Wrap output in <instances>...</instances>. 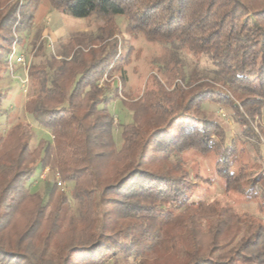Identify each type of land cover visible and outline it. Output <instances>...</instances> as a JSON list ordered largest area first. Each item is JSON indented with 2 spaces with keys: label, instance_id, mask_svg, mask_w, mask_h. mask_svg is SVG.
Here are the masks:
<instances>
[{
  "label": "trees",
  "instance_id": "obj_1",
  "mask_svg": "<svg viewBox=\"0 0 264 264\" xmlns=\"http://www.w3.org/2000/svg\"><path fill=\"white\" fill-rule=\"evenodd\" d=\"M21 1L0 0V68L21 42L13 27L30 28L42 2ZM45 1L74 17L98 14L103 24L70 33L26 69L33 91L24 111L52 138L31 148L21 122L0 133V264H106L109 257L112 264L131 257L136 264H264V223L228 201L191 199L211 180L183 163L188 151L212 153L214 133L224 135L202 107L217 103L238 132L223 164L216 160V175L226 193L264 208V88L253 85L264 79V0ZM118 15L133 35L169 45L164 66L174 63L180 76L172 86L155 77L136 99L122 98L132 119L119 147L110 83L100 81L113 73L127 79L131 59L119 53ZM179 50L195 64L206 55L212 69L194 65L186 74ZM4 98L0 91V114ZM38 166L49 174L42 192L32 193L26 182ZM54 172L72 183L74 210Z\"/></svg>",
  "mask_w": 264,
  "mask_h": 264
},
{
  "label": "rangeland",
  "instance_id": "obj_2",
  "mask_svg": "<svg viewBox=\"0 0 264 264\" xmlns=\"http://www.w3.org/2000/svg\"><path fill=\"white\" fill-rule=\"evenodd\" d=\"M25 1L26 0H22L21 2ZM54 10L55 9H53L47 1L42 0L30 28L21 30L20 26L13 27L16 38L21 39V42L17 40L16 54L23 55L26 64L42 62L45 56L47 57L49 55L52 44H56L57 41L61 39L66 40L70 33L78 31L94 32L103 24V19L98 14H93L85 18L74 17L57 10H55L56 14H52ZM116 22L118 25L117 38L119 53L121 55L128 53L131 59L130 63L125 67L127 79L123 84L119 80L118 73H113L111 77L103 75V79L100 81L101 85L110 83L108 94L113 100L109 103L108 109L114 118L115 128L113 130V137L116 146L119 147L122 141V127L123 125L129 124L132 119L131 111L122 104V98L123 100L136 99L145 89L153 87L155 77L164 81L167 85L172 86L180 76L175 70L174 63L170 62L168 67L164 66V61L168 59L171 50L169 45L147 41L142 35H133L127 29L126 20L123 16H116ZM47 26L52 30H55L57 26L64 30L55 40H51V36L48 38L43 34ZM38 31H41L40 38L44 43V52L40 54L35 52V44L37 42L35 37ZM178 56L184 62V71L186 74L191 71L194 65L197 66L199 72L210 71L212 69V64L206 55H202L196 64L189 53L179 50ZM8 57L9 54L6 56L5 60L3 59L0 68V73L3 75L0 80V91L5 94V98L1 103L4 112L0 114V133L5 134L13 123L21 122L30 135L29 144L30 147L33 148L40 138L50 141V136L48 132L40 130V128L36 126L32 116L24 111V102L33 91V86L28 84L25 66L14 64L12 70L8 69ZM40 79H45L44 71L40 72ZM253 85L258 90H262L264 88V79H260V77L253 78ZM116 87L120 94H115L114 88ZM202 107L210 118L219 121L225 133L223 136L217 131L214 133L215 149L208 155H199L193 151L184 153V167L189 169L192 173H200L204 178L211 180L210 184L200 182L192 193L191 199H218L221 201H228L236 211L241 213L247 212L264 223V208L260 211L256 202H247L242 196L233 192L226 193L223 182L218 179L215 172L216 160L220 158L218 164H223L227 155L225 150L238 132L237 124L232 120L230 115H228L226 110L217 103L205 102ZM261 121L264 122V117ZM262 150L264 154V144L262 145ZM251 152V149L247 151L242 156V159L244 161L250 160ZM48 174L49 171H45L43 167L38 166L32 173L30 179L26 182L27 189L32 193L42 192ZM63 182L64 185L58 187L68 195L71 208L74 210L75 205L69 195L72 183ZM112 261L113 259L109 257L106 264H112ZM128 264H136V261L131 257L129 258Z\"/></svg>",
  "mask_w": 264,
  "mask_h": 264
},
{
  "label": "built area",
  "instance_id": "obj_3",
  "mask_svg": "<svg viewBox=\"0 0 264 264\" xmlns=\"http://www.w3.org/2000/svg\"><path fill=\"white\" fill-rule=\"evenodd\" d=\"M16 47H17V42H15L13 44L12 50L9 53V57L7 59V61H8L7 62V67H8L9 70H12L14 64H21V65L25 66L26 69H27L29 63L26 64L23 55H21V54L20 55H17L16 54L17 53ZM44 170L45 171H49V168L47 166H45L44 167ZM54 176H55V180H56L57 185L62 187L64 185V182L60 179L58 173L55 172L54 173Z\"/></svg>",
  "mask_w": 264,
  "mask_h": 264
},
{
  "label": "crops",
  "instance_id": "obj_4",
  "mask_svg": "<svg viewBox=\"0 0 264 264\" xmlns=\"http://www.w3.org/2000/svg\"><path fill=\"white\" fill-rule=\"evenodd\" d=\"M52 14H56V11L54 10V12ZM63 30H64L63 28H60L58 26L56 27L55 30H52L49 26H47V27H45L43 34H45L48 38H49V36H51L52 37V38L50 37L51 40H55L60 34H62ZM40 130L48 132L49 136H50V141H51L52 137H51L50 132L46 129H43V128H40Z\"/></svg>",
  "mask_w": 264,
  "mask_h": 264
}]
</instances>
